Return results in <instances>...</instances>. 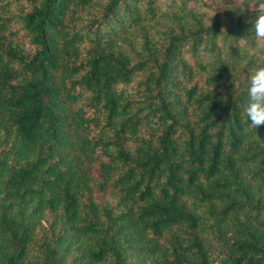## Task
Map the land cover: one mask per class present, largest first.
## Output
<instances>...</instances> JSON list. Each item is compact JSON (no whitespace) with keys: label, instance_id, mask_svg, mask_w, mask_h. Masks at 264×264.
<instances>
[{"label":"trees","instance_id":"trees-1","mask_svg":"<svg viewBox=\"0 0 264 264\" xmlns=\"http://www.w3.org/2000/svg\"><path fill=\"white\" fill-rule=\"evenodd\" d=\"M253 15L0 0V264H264Z\"/></svg>","mask_w":264,"mask_h":264},{"label":"clouds","instance_id":"clouds-1","mask_svg":"<svg viewBox=\"0 0 264 264\" xmlns=\"http://www.w3.org/2000/svg\"><path fill=\"white\" fill-rule=\"evenodd\" d=\"M247 4L249 5V11L254 13L252 19L254 18L256 50L258 52L264 51V6L261 5L260 0ZM243 10L244 8L241 11ZM243 114L247 118L249 127L257 129L259 126L264 125V63L250 71L247 103L244 106Z\"/></svg>","mask_w":264,"mask_h":264},{"label":"rangeland","instance_id":"rangeland-1","mask_svg":"<svg viewBox=\"0 0 264 264\" xmlns=\"http://www.w3.org/2000/svg\"><path fill=\"white\" fill-rule=\"evenodd\" d=\"M227 12V20L230 24L237 22V16L241 15L243 19H246L249 11V5L247 3H255V0H218ZM262 6H264V0H260ZM244 8L243 11H241Z\"/></svg>","mask_w":264,"mask_h":264}]
</instances>
